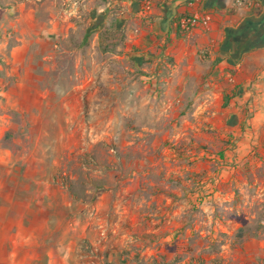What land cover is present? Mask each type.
<instances>
[{"label":"rangeland","instance_id":"obj_1","mask_svg":"<svg viewBox=\"0 0 264 264\" xmlns=\"http://www.w3.org/2000/svg\"><path fill=\"white\" fill-rule=\"evenodd\" d=\"M33 1L0 0V16ZM126 26L95 44L72 31L36 73L0 35V211L22 212L0 225V261L264 264L240 259L264 241V147L230 149L219 97L178 85L170 56L146 64Z\"/></svg>","mask_w":264,"mask_h":264},{"label":"crops","instance_id":"obj_2","mask_svg":"<svg viewBox=\"0 0 264 264\" xmlns=\"http://www.w3.org/2000/svg\"><path fill=\"white\" fill-rule=\"evenodd\" d=\"M61 1L60 4L56 0H34L31 10L22 5L20 9H10L14 18L0 16L1 39L6 43L11 38L17 41L18 47L8 51L16 68L33 61L32 71L36 73L43 68V56L55 55L56 43L68 40L72 31L83 30L81 42L92 38L95 44L103 24H113L115 28L125 21L128 40L133 47L142 49L146 64L164 62L170 56L179 72L178 85L200 86L198 97H219L218 110L226 121L227 133L238 135V140L229 142L230 149L264 147V0H251L258 6L241 7H236L234 0H200L192 6L188 4L191 0H155L149 9L144 0ZM192 14H207L209 24L181 31L179 19ZM85 20L89 27L81 26ZM21 46L30 48L32 56L27 61L26 49H20ZM150 78L154 79V74ZM31 79L37 82L38 75L31 74ZM14 82L17 85V80ZM203 86L208 89L201 93ZM8 118H3L5 131L12 126ZM3 162L16 166L18 159ZM21 213L17 206L2 209V228L18 230ZM12 237L8 235V239ZM248 245L254 246V250L245 249L240 256L242 261L264 258V241H250Z\"/></svg>","mask_w":264,"mask_h":264},{"label":"built area","instance_id":"obj_3","mask_svg":"<svg viewBox=\"0 0 264 264\" xmlns=\"http://www.w3.org/2000/svg\"><path fill=\"white\" fill-rule=\"evenodd\" d=\"M154 1L155 0H144L145 8L149 9ZM198 1L200 0H191L189 1L188 4L192 6L195 2ZM251 4L258 6L257 4L253 3L251 0H234V5L236 7H241ZM209 21H210V17L207 14H192L180 18L178 21V27L181 31L186 32L195 27H199V26L206 27L209 24Z\"/></svg>","mask_w":264,"mask_h":264},{"label":"trees","instance_id":"obj_4","mask_svg":"<svg viewBox=\"0 0 264 264\" xmlns=\"http://www.w3.org/2000/svg\"><path fill=\"white\" fill-rule=\"evenodd\" d=\"M229 144V143H228Z\"/></svg>","mask_w":264,"mask_h":264}]
</instances>
